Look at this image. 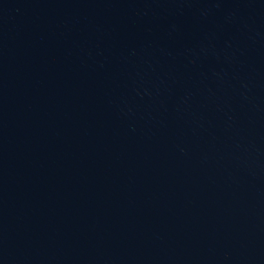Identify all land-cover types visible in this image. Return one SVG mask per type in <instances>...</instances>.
Wrapping results in <instances>:
<instances>
[{
    "label": "water",
    "instance_id": "1",
    "mask_svg": "<svg viewBox=\"0 0 264 264\" xmlns=\"http://www.w3.org/2000/svg\"><path fill=\"white\" fill-rule=\"evenodd\" d=\"M0 264H264V0H0Z\"/></svg>",
    "mask_w": 264,
    "mask_h": 264
}]
</instances>
